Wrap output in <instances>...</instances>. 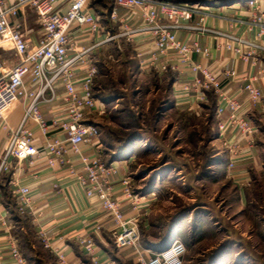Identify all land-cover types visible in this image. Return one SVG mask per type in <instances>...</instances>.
Instances as JSON below:
<instances>
[{
  "label": "built area",
  "instance_id": "obj_1",
  "mask_svg": "<svg viewBox=\"0 0 264 264\" xmlns=\"http://www.w3.org/2000/svg\"><path fill=\"white\" fill-rule=\"evenodd\" d=\"M92 0H0V131L7 133V142L0 162V176L8 171V158L33 165L44 159L49 167H67L68 173L76 177L87 199L95 198L101 209L114 223L111 235L117 249L132 250L135 264H184L185 246L175 240L164 250L153 253L140 243L137 219L126 218L121 203L116 200L114 182L111 176L116 173V161L105 164L99 154L86 156L84 149L100 146V131L87 124V117L95 111L99 103L93 96V84L97 75L96 67H89L81 79H76L74 66L90 50L101 43L93 44L83 51L71 55L75 39L72 29L86 28L90 35L99 32L97 17L90 11ZM115 8L130 12L135 21L133 27L126 23L118 37L132 43L133 36L149 35L152 40V60L159 63V57L170 53L177 56L195 77L191 82L175 87L174 91L190 95L197 103H205L206 93L216 96L215 116L217 119L227 113L225 121H218L220 134L230 130L240 140L251 142L256 128L245 121V111L259 103L264 105V89L257 86L264 80V69L260 77L239 75L234 70L223 72L224 80L242 83V92L247 103L230 97L223 91L224 80L220 79L207 65L193 61V57L207 59L208 47H202L198 39L181 37L182 33L212 35L218 39L217 50L230 51L243 62L259 60L264 57V9L257 6L256 0L247 5L252 10L250 16L242 19L235 17L232 23L244 29V35L225 33L205 26V21L214 16L213 11L202 5L170 2L163 0H111ZM223 11L224 7L218 8ZM32 14L39 26L34 40L25 29V19ZM115 18V12L111 14ZM257 29L253 37H249ZM105 41H108L105 40ZM9 45L8 48H5ZM10 52L11 57L5 58ZM10 62V64H8ZM62 89L60 95L56 94ZM57 100L61 117L47 121L42 105ZM21 104L23 114L18 126L11 127L7 116L12 108ZM60 116V115H58ZM34 129L44 142L34 144ZM219 134V137H220ZM239 140V141H240ZM239 141H237L239 143ZM71 155L77 158L80 172L74 171ZM125 201L133 211L142 205V198L131 191L128 176L119 181ZM17 212L24 216L31 213L30 191L16 186L12 191ZM97 226L96 230L99 231ZM43 249L55 256L57 264H82L71 262L65 252L56 247L44 230L36 232ZM76 244L85 255L95 259V243L90 235L77 237ZM7 247L14 264H27L13 237L7 240Z\"/></svg>",
  "mask_w": 264,
  "mask_h": 264
},
{
  "label": "rangeland",
  "instance_id": "obj_2",
  "mask_svg": "<svg viewBox=\"0 0 264 264\" xmlns=\"http://www.w3.org/2000/svg\"><path fill=\"white\" fill-rule=\"evenodd\" d=\"M24 26L34 40L39 26L32 14ZM118 47L109 45L97 59L93 94L106 107L97 118L102 161H125L131 191L142 198L133 217L141 245L158 253L179 240L184 264H264V131L247 143H257L258 164L239 182L243 147L220 134L211 99L189 103L193 93L140 76L131 47ZM24 240V258L35 252L50 261L38 239L30 240L34 252Z\"/></svg>",
  "mask_w": 264,
  "mask_h": 264
},
{
  "label": "crops",
  "instance_id": "obj_3",
  "mask_svg": "<svg viewBox=\"0 0 264 264\" xmlns=\"http://www.w3.org/2000/svg\"><path fill=\"white\" fill-rule=\"evenodd\" d=\"M163 1L186 4L198 3L203 7H208L213 11L214 16L209 17L205 21V26L209 29L235 35H244V29L233 24L231 20L235 17L245 19L252 12L247 5L250 0H208L203 3L201 0ZM256 3L260 9H264V0H256ZM220 6L224 7L223 11L218 9ZM89 8L96 15L100 30L97 34L90 35L86 28L79 31L78 29H72L75 46L70 54L79 53L96 43L101 44L85 54L82 60L74 66L76 79H81L89 67H96L97 59L103 54L104 48L113 44L117 45V48H119V44H128L131 47L134 52L132 58L136 62L138 74L144 78H154L159 83L167 82L168 87L172 90H175L174 88L178 85L191 82L194 79V73L185 64H181L173 53H170L167 57H159V63H154L152 60V40L149 35L133 36L132 43H129L125 38L118 37V33L122 31L124 24L128 23L127 25L130 28L135 25V21L131 19L129 11L115 8L111 0H92ZM113 11L115 12V18L111 19L110 16ZM256 32L257 29L248 36L253 37ZM181 37L189 38L190 40L198 39L202 47H208L210 55L207 59L194 56L193 61L201 65H207L220 79L224 80L223 72L225 70H234L239 75L244 74L261 78L260 70L264 69L263 56L259 60L245 63L230 51L217 50L216 43L218 39L212 35L182 33ZM107 39L108 41H105ZM257 86L264 89V80L259 79ZM241 87L242 83L239 81L224 80L222 89L228 96L237 98L239 102L246 104L247 97L242 92ZM61 93L62 89L58 88L56 94L60 95ZM211 95H213L216 102L217 99L212 92L206 93L207 100ZM94 98L99 103H103L104 106L102 107L99 104L98 108L87 117L86 123L92 124L100 130L97 118L104 113L106 107L102 100L95 96ZM193 101V97H191L188 102L192 103ZM59 106L60 103L57 100L42 105V112L47 121H50L53 117H61V112L57 109ZM192 109L195 111V107ZM22 114V105H15L7 116L8 124L13 128L18 126ZM245 115L256 128L254 139L257 140L264 131L263 103L247 108ZM225 118L226 115L224 114L218 120H224ZM223 133L227 141L240 140L230 130ZM6 142L7 133L2 130L0 131V162ZM43 142L44 140L40 137L39 132L34 129L35 146H41ZM103 142V138L100 135V146L85 148L84 154L90 157L99 154L102 158L104 154ZM239 143H241L245 155L239 159L238 166L241 167V171L237 175L239 182L246 183L248 177L245 169L251 164L255 168L258 164V146L256 143L253 147H250L246 140H240ZM71 159L74 164V171L76 173L80 172L77 158L71 155ZM108 162L109 164L111 163V161ZM6 164L8 171L0 176V264H14L7 247L9 237H13L17 241L20 252L23 250V237H26V241H24L29 245L30 251L34 252V244L30 240L31 237L32 239H37L36 232L38 230H44L52 243L65 252L67 259L71 262L93 264L92 258L79 250L76 244L77 237L90 235L94 239L96 246L95 259L97 264H135L132 250L116 248L111 235V231L114 228L113 221L108 218L95 198L87 199L85 197L76 177L68 173L67 167H49L44 159L29 165L27 162L8 158ZM127 172L126 162L119 160L116 162V173L111 176L110 180L114 182V196L121 203L122 212L126 218H131L138 211H133L130 203L125 201L119 185V181L128 176ZM16 186L26 187L30 191L31 213L28 215L22 216L17 212L15 198L12 194ZM21 220L24 221L26 227H21ZM97 226L100 227L99 231L96 230ZM172 242H168L163 248L169 247ZM42 251L50 256L49 262H44L34 252V258H25L27 264H57L53 254L43 249V247Z\"/></svg>",
  "mask_w": 264,
  "mask_h": 264
},
{
  "label": "trees",
  "instance_id": "obj_4",
  "mask_svg": "<svg viewBox=\"0 0 264 264\" xmlns=\"http://www.w3.org/2000/svg\"><path fill=\"white\" fill-rule=\"evenodd\" d=\"M209 99H211V103H212V106L215 107V98L213 97V95L209 96Z\"/></svg>",
  "mask_w": 264,
  "mask_h": 264
}]
</instances>
